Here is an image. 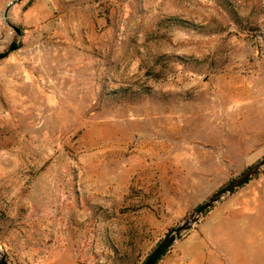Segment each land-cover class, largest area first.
Here are the masks:
<instances>
[{"label":"rangeland","instance_id":"obj_1","mask_svg":"<svg viewBox=\"0 0 264 264\" xmlns=\"http://www.w3.org/2000/svg\"><path fill=\"white\" fill-rule=\"evenodd\" d=\"M262 158L264 0H0L10 264H142ZM223 200L156 264H206Z\"/></svg>","mask_w":264,"mask_h":264},{"label":"crops","instance_id":"obj_2","mask_svg":"<svg viewBox=\"0 0 264 264\" xmlns=\"http://www.w3.org/2000/svg\"><path fill=\"white\" fill-rule=\"evenodd\" d=\"M257 185L227 196L224 210L207 223L206 264H263L264 184Z\"/></svg>","mask_w":264,"mask_h":264},{"label":"water","instance_id":"obj_3","mask_svg":"<svg viewBox=\"0 0 264 264\" xmlns=\"http://www.w3.org/2000/svg\"><path fill=\"white\" fill-rule=\"evenodd\" d=\"M264 170V158L244 169L236 177L230 179L222 187L208 196L199 204L186 218H184L176 227L166 233L163 238L154 246L149 255L142 264H156L158 259L177 241L185 232L196 224L210 209L229 196L235 190L246 184L256 175ZM0 264H10L5 253L0 249Z\"/></svg>","mask_w":264,"mask_h":264},{"label":"trees","instance_id":"obj_4","mask_svg":"<svg viewBox=\"0 0 264 264\" xmlns=\"http://www.w3.org/2000/svg\"><path fill=\"white\" fill-rule=\"evenodd\" d=\"M256 176H257V175H256ZM252 179H253V178H252ZM242 186H243V185H242ZM242 186H241V187H242ZM238 189H239V188H238Z\"/></svg>","mask_w":264,"mask_h":264}]
</instances>
